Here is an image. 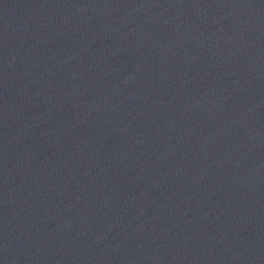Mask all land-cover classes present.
<instances>
[{
  "label": "water",
  "instance_id": "obj_1",
  "mask_svg": "<svg viewBox=\"0 0 264 264\" xmlns=\"http://www.w3.org/2000/svg\"><path fill=\"white\" fill-rule=\"evenodd\" d=\"M0 264H264V0H0Z\"/></svg>",
  "mask_w": 264,
  "mask_h": 264
}]
</instances>
